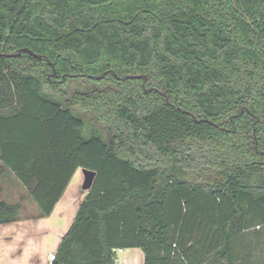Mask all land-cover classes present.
I'll return each instance as SVG.
<instances>
[{"label":"trees","instance_id":"obj_1","mask_svg":"<svg viewBox=\"0 0 264 264\" xmlns=\"http://www.w3.org/2000/svg\"><path fill=\"white\" fill-rule=\"evenodd\" d=\"M22 48L42 57L1 55ZM78 167L96 175L51 264H234L264 226V0H0V193L9 170L48 216Z\"/></svg>","mask_w":264,"mask_h":264},{"label":"crops","instance_id":"obj_2","mask_svg":"<svg viewBox=\"0 0 264 264\" xmlns=\"http://www.w3.org/2000/svg\"><path fill=\"white\" fill-rule=\"evenodd\" d=\"M82 169V167L75 169L50 215L36 218L18 217L15 221L0 224V264H47L48 253L56 250L61 236L68 229L79 203L86 195L87 191L81 188L83 182ZM6 179H11V186L5 182ZM2 185L0 201L19 202L22 206L25 199H32L26 188L9 170L5 171ZM31 202L35 205L34 209L38 211L35 201L32 199ZM47 231L53 232L50 235L52 246L48 248L45 244ZM28 236H33V242L36 246L29 248ZM132 249L135 251L133 258L123 255L126 264H130L136 258L142 263L144 260L142 250L140 248Z\"/></svg>","mask_w":264,"mask_h":264},{"label":"rangeland","instance_id":"obj_3","mask_svg":"<svg viewBox=\"0 0 264 264\" xmlns=\"http://www.w3.org/2000/svg\"><path fill=\"white\" fill-rule=\"evenodd\" d=\"M72 111L77 114L84 123V133L85 136L90 135L91 133L98 134L106 142H111L116 140L114 132L111 128L112 117L101 119L98 118L97 113L91 109H85L80 105H72ZM118 131V130H116ZM119 132V131H118ZM114 138V139H112ZM120 140V139H119ZM152 159L145 158L144 162L149 163ZM155 165V164H153ZM14 180V179H13ZM9 186H11V179H6L5 181ZM24 192V191H23ZM18 193V192H16ZM32 199L27 198L23 201L22 208L19 213V218H36L39 216L37 210L34 209V206L31 202ZM53 232L47 231L45 234L46 237V247H51V234ZM30 241V247L36 246L33 242V236H28ZM231 248L234 256V264H264V226H261L259 229H250L247 232L236 235L231 243ZM34 249V248H33ZM50 251V250H49ZM39 253V251H38ZM135 251L132 248H125L123 255L130 256L133 258ZM122 255V256H123ZM142 260V259H141ZM211 260H209L210 262ZM143 263V262H142ZM138 258L134 259L130 264H142Z\"/></svg>","mask_w":264,"mask_h":264},{"label":"water","instance_id":"obj_4","mask_svg":"<svg viewBox=\"0 0 264 264\" xmlns=\"http://www.w3.org/2000/svg\"><path fill=\"white\" fill-rule=\"evenodd\" d=\"M22 51H27L29 54H32L33 56H35L37 58L42 57L41 55L35 54L32 50H30L28 48L18 49L16 52H12V53H2L1 55H4L6 57H13V56L20 55ZM82 173H83V182H82L81 188L83 190L87 191L92 186L96 172L91 170V169L83 168Z\"/></svg>","mask_w":264,"mask_h":264},{"label":"built area","instance_id":"obj_5","mask_svg":"<svg viewBox=\"0 0 264 264\" xmlns=\"http://www.w3.org/2000/svg\"><path fill=\"white\" fill-rule=\"evenodd\" d=\"M124 250L125 248L122 247L113 248V258H112L113 264H126L125 258L122 256ZM54 258H55V251L49 252L47 255V264H51Z\"/></svg>","mask_w":264,"mask_h":264},{"label":"flooded vegetation","instance_id":"obj_6","mask_svg":"<svg viewBox=\"0 0 264 264\" xmlns=\"http://www.w3.org/2000/svg\"><path fill=\"white\" fill-rule=\"evenodd\" d=\"M103 75H100V76H95V78L99 79V78H102ZM135 77H140V75H135ZM196 120V119H195Z\"/></svg>","mask_w":264,"mask_h":264}]
</instances>
